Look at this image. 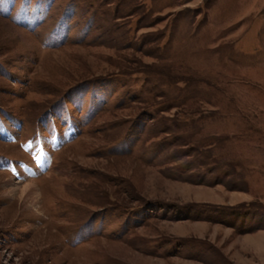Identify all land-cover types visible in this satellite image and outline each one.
<instances>
[{
  "label": "rangeland",
  "instance_id": "obj_1",
  "mask_svg": "<svg viewBox=\"0 0 264 264\" xmlns=\"http://www.w3.org/2000/svg\"><path fill=\"white\" fill-rule=\"evenodd\" d=\"M0 158V264H264V0H0Z\"/></svg>",
  "mask_w": 264,
  "mask_h": 264
},
{
  "label": "bare ground",
  "instance_id": "obj_2",
  "mask_svg": "<svg viewBox=\"0 0 264 264\" xmlns=\"http://www.w3.org/2000/svg\"><path fill=\"white\" fill-rule=\"evenodd\" d=\"M24 175L26 176V174H24ZM14 186L17 187L16 185H14ZM28 188H29V185L25 184V185H23V188L21 191L24 193Z\"/></svg>",
  "mask_w": 264,
  "mask_h": 264
},
{
  "label": "snow or ice",
  "instance_id": "obj_3",
  "mask_svg": "<svg viewBox=\"0 0 264 264\" xmlns=\"http://www.w3.org/2000/svg\"><path fill=\"white\" fill-rule=\"evenodd\" d=\"M0 159H3V158H0Z\"/></svg>",
  "mask_w": 264,
  "mask_h": 264
}]
</instances>
